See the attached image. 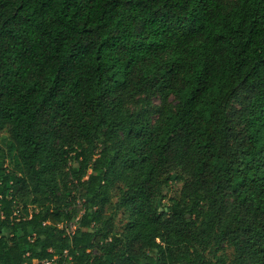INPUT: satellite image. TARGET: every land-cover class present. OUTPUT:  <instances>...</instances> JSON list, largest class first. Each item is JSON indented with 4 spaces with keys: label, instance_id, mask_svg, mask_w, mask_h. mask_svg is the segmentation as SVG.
Segmentation results:
<instances>
[{
    "label": "trees",
    "instance_id": "1",
    "mask_svg": "<svg viewBox=\"0 0 264 264\" xmlns=\"http://www.w3.org/2000/svg\"><path fill=\"white\" fill-rule=\"evenodd\" d=\"M0 131V264H264V0H0Z\"/></svg>",
    "mask_w": 264,
    "mask_h": 264
},
{
    "label": "rangeland",
    "instance_id": "2",
    "mask_svg": "<svg viewBox=\"0 0 264 264\" xmlns=\"http://www.w3.org/2000/svg\"><path fill=\"white\" fill-rule=\"evenodd\" d=\"M240 99H241V97H238L237 99H235L232 102L231 108H230V113L232 111H235V110L239 109V107L241 105L240 104ZM158 102H159V99L158 98H154V103L158 104ZM7 140H8L7 133L5 131H0V143L2 145H4L7 142ZM6 164L8 165V167L12 166L11 162H9V163L6 162ZM180 185L181 184L179 182L173 183V184H171L169 187H167L164 190V193L166 195L165 201H167L169 197H172V196L177 194V192H178V190L180 188ZM68 187L71 190V192H70L71 193V198H73V197L75 198L74 207L80 213L81 212V203H82L80 188L76 187L75 185H72V184H69ZM125 218H126L125 214L121 210L115 214L114 223H115L116 229H120L121 228V225H122V223H124ZM225 253L230 255L231 254V248L225 247ZM210 257H211V255H210ZM211 259L214 261L213 257H211ZM51 264H57V263L54 262V263H51Z\"/></svg>",
    "mask_w": 264,
    "mask_h": 264
},
{
    "label": "built area",
    "instance_id": "3",
    "mask_svg": "<svg viewBox=\"0 0 264 264\" xmlns=\"http://www.w3.org/2000/svg\"><path fill=\"white\" fill-rule=\"evenodd\" d=\"M44 263H45V264H51L49 261H45Z\"/></svg>",
    "mask_w": 264,
    "mask_h": 264
}]
</instances>
